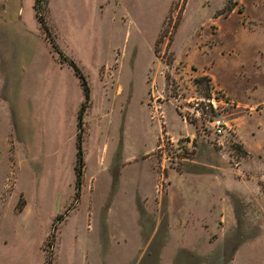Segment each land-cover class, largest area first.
Instances as JSON below:
<instances>
[{"label": "rangeland", "instance_id": "1", "mask_svg": "<svg viewBox=\"0 0 264 264\" xmlns=\"http://www.w3.org/2000/svg\"><path fill=\"white\" fill-rule=\"evenodd\" d=\"M35 1L0 0V22L10 21L13 16L5 14V7H23L27 23L33 11L37 19ZM44 1L48 21V0ZM70 1L52 3L58 7L69 5ZM91 2L94 7L116 5L119 37L115 36L114 41L120 44L116 51L120 69L133 68L139 73L145 70L147 92L140 93L137 102L140 112L144 108L147 117L161 126V137L154 150L144 156L153 160V184L160 176L163 178L162 193L154 190L160 207L173 169L185 170L197 185H228L235 190L231 196L236 199V217H227L224 209L220 211L223 215L211 221L203 219L205 224L209 223L206 230L211 248L202 250L203 254L184 250L186 264H264V0ZM109 15L105 46L114 33L109 24L111 12ZM146 15L148 19L140 20ZM142 23L153 28L141 30ZM92 29L91 26L88 31L90 40ZM132 55H137L139 61H132ZM117 64L109 66L114 69ZM212 97L219 101L217 111H208L204 117L189 113L188 101ZM160 105L171 108L175 122H181L179 126L175 123L179 137L166 132ZM216 116L224 118L230 126V131L219 139L210 134L204 121ZM140 121L141 131L148 133V124L142 122L145 120L141 113ZM19 127L18 78H0V264H46L49 255L52 264H86L82 250L75 251L76 258L72 256L65 238L72 237L71 244L77 249L81 246L75 245L74 235L64 233L65 226L61 224L78 202L73 195L66 205L72 171L66 167L62 173L51 171L47 161L55 156L44 158L41 152L21 147ZM26 128L28 138L33 139L34 127ZM144 140L140 142L141 149L151 143L149 137ZM25 185H41L39 197L44 196L42 185L48 188L51 185L48 203L44 200L38 203L35 191L25 195L28 192ZM66 209L64 218L55 222L56 226L53 221L44 236L48 218ZM145 220L149 226L159 219ZM69 224L68 221L66 227ZM153 236L156 241L162 240L160 231ZM41 237L42 243L38 245ZM148 247L124 250L122 260L131 263L138 255L134 264H162L158 259L162 251L151 250L152 245Z\"/></svg>", "mask_w": 264, "mask_h": 264}, {"label": "crops", "instance_id": "2", "mask_svg": "<svg viewBox=\"0 0 264 264\" xmlns=\"http://www.w3.org/2000/svg\"><path fill=\"white\" fill-rule=\"evenodd\" d=\"M52 1L48 0V25L59 47L85 75L90 89L89 106L83 116L84 172L80 198L61 221L64 233L74 235V243L81 249L71 244L72 237L65 238L64 243L75 258V251L82 250L86 264H129L130 261L122 260L123 251L145 250L148 245H152L151 250L162 251L158 257L162 264H186L184 250L203 254L202 250L211 248L206 230L209 223L205 224L203 219L211 221L223 215L220 211L224 209L227 217H236V199L231 196L235 193L233 186L197 185L185 170L173 169L160 207V201L154 196L153 160L144 156L154 150L161 137V126L147 117L148 111L144 108L139 110L138 96L147 92L144 68L140 73L133 68L122 71L117 61L120 44L114 41L119 28L115 22L116 5L94 7L93 0H71L69 5L56 7ZM4 12L13 16L9 17L10 21L0 22V78H18L19 143L21 147L41 152L44 158L55 156L47 161L51 171L62 173L65 167L72 171L67 185L68 205L75 191L82 86L73 69L56 59L34 11L28 23L23 17V7H5ZM110 12L109 24L114 33L107 47L104 31ZM164 15L165 12L163 18ZM148 18L146 15L140 20ZM91 26L92 40L88 33ZM140 27L141 30L153 28L144 23ZM131 60L138 62L139 57L132 55ZM114 62L119 65L110 68ZM160 109L166 132L179 137L175 123L179 126L181 122H175L171 108L161 106ZM140 113L145 120L142 122L148 124V133L141 131ZM26 127H34L33 139L28 138ZM146 137L151 143L141 149L140 142H145ZM25 186L24 190L28 191L25 195L35 191L38 203L41 200L48 203L51 185L49 188L42 185L43 197H39L41 185ZM55 216L53 213L48 218L44 236ZM149 217L159 220L148 226L145 219ZM68 221L70 224L66 227ZM159 231L162 240L156 241L153 235ZM55 247L57 250V241ZM137 259L138 255L133 261L130 259V264Z\"/></svg>", "mask_w": 264, "mask_h": 264}, {"label": "trees", "instance_id": "3", "mask_svg": "<svg viewBox=\"0 0 264 264\" xmlns=\"http://www.w3.org/2000/svg\"><path fill=\"white\" fill-rule=\"evenodd\" d=\"M44 0H36L34 3L36 9V16L40 23V27L43 31L45 39L48 41L52 52L55 54L57 60L61 63H66L70 66L76 76L79 78L82 90H83V101L80 105L78 111V120H77V134H76V162H75V193H74V201H77L80 196V189L82 185L83 172H84V152H83V139H84V129H83V116L90 102V89L87 82V79L81 69L78 67L77 63L68 55H66L62 49L59 47L58 43L55 40L54 35L51 32L50 26L48 25L46 18L44 16V12L46 10V6H44ZM232 9V7H228V10ZM69 209V207H68ZM68 209H66L63 213H59L55 216L54 226L56 223L60 222ZM56 222V223H55ZM46 264H52L51 255L48 256L46 260Z\"/></svg>", "mask_w": 264, "mask_h": 264}, {"label": "built area", "instance_id": "4", "mask_svg": "<svg viewBox=\"0 0 264 264\" xmlns=\"http://www.w3.org/2000/svg\"><path fill=\"white\" fill-rule=\"evenodd\" d=\"M189 102L188 111L190 114H193L198 117H204L207 115L208 111H217L218 104L216 102H219L215 99V97L207 98V99H200V98H194ZM205 119V118H204ZM208 126L209 129L214 136V138H222L227 132L230 131V126L228 122L220 117H212L207 118L204 120ZM163 178L161 176L159 177L158 181L154 185V190L156 193H162L164 185L162 182Z\"/></svg>", "mask_w": 264, "mask_h": 264}]
</instances>
